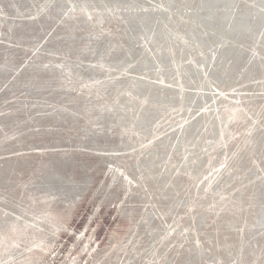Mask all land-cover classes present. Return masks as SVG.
<instances>
[{
	"label": "rangeland",
	"instance_id": "obj_1",
	"mask_svg": "<svg viewBox=\"0 0 264 264\" xmlns=\"http://www.w3.org/2000/svg\"><path fill=\"white\" fill-rule=\"evenodd\" d=\"M210 1L0 0V264H264V19Z\"/></svg>",
	"mask_w": 264,
	"mask_h": 264
},
{
	"label": "bare ground",
	"instance_id": "obj_2",
	"mask_svg": "<svg viewBox=\"0 0 264 264\" xmlns=\"http://www.w3.org/2000/svg\"><path fill=\"white\" fill-rule=\"evenodd\" d=\"M256 2H257V6L255 8L256 13H260L261 19H264V0H262L263 5H261V4L259 5V0H256ZM220 3L226 4L227 10L231 9L233 4H236V2L234 0H211L210 3L206 5V9H210L211 5H218ZM223 22L224 23L230 22V17L228 15H226L223 18ZM239 29L241 30V33H246L250 28L248 25L244 24V22L242 21L241 24L240 23L239 24H233L232 28L230 29V32L234 33ZM262 219L264 221V216L262 217Z\"/></svg>",
	"mask_w": 264,
	"mask_h": 264
}]
</instances>
